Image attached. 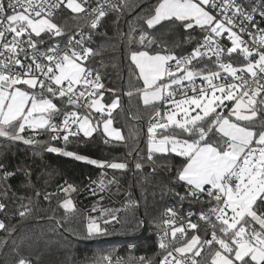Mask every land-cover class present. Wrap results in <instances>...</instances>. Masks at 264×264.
<instances>
[{
	"label": "snow or ice",
	"instance_id": "obj_1",
	"mask_svg": "<svg viewBox=\"0 0 264 264\" xmlns=\"http://www.w3.org/2000/svg\"><path fill=\"white\" fill-rule=\"evenodd\" d=\"M137 6L135 0H0V138L42 146L44 152L100 169L127 171L128 158L97 160L68 150L70 144L82 146L97 135L113 146L126 137L113 126L120 99L89 63L100 54L88 44L92 32L69 34L59 17L68 10L97 30L109 13H117L118 23ZM165 26L183 30V39L173 43L180 52L161 45L152 34ZM125 35L141 46L129 59L143 83L138 89L143 104L153 110L146 157L132 158L133 170L158 158L166 167L168 160L181 158L173 183L183 185L184 193L174 192L179 209L168 207L157 225L158 264H202L205 250L207 264H264V0H157L140 30L130 27ZM187 45L192 47L185 52ZM105 92L113 94L107 101ZM45 133L47 140L38 139ZM18 172L25 182L31 179L30 168L10 170L0 160V194L8 195V181ZM116 183L105 172L91 181L101 192ZM59 191L65 193L60 207L75 215L76 204L68 197L79 188L66 184ZM89 191L97 194L96 188ZM52 195L46 193L44 199ZM26 199L17 212L21 218L32 211V199ZM184 202L200 207L181 215ZM138 207V201L125 205L131 219L122 226L134 231L144 223L135 217ZM7 208L0 200V212ZM99 212L87 217V238L108 235L109 225L122 222L119 210ZM0 230L9 236L16 231L3 220ZM7 244L0 240V250ZM115 251L101 253L93 264H156L145 256L125 260L114 256ZM16 264L33 261L21 256Z\"/></svg>",
	"mask_w": 264,
	"mask_h": 264
},
{
	"label": "trees",
	"instance_id": "obj_2",
	"mask_svg": "<svg viewBox=\"0 0 264 264\" xmlns=\"http://www.w3.org/2000/svg\"><path fill=\"white\" fill-rule=\"evenodd\" d=\"M137 7L132 8L119 18L117 13L111 12L102 20V26L97 30H90L86 26L87 18L63 11L59 17L66 23L69 34L78 29L92 32L89 46L100 54L90 58L89 63L100 71L106 89H113L120 99V108L113 113L114 126L122 131L126 137L125 143L113 145L104 144L103 137L97 135L94 140L82 146L70 144L68 150L76 151L97 160H123L129 159V169L124 172L110 169H100L73 158L43 151L42 146L30 148L22 143L13 144L0 138V160H3L10 170L20 168L31 169V179L25 182L22 173L9 179L11 191L7 196L0 194V200L8 204L5 212H0V220L16 231L11 236L0 230V240H8V244L0 250V264H16L19 257L24 256L33 261V264H93L101 253L115 249L114 256L127 260L129 256H145L153 259L158 264L160 250L158 247L159 225L166 209L173 204L180 203L174 192L184 193V187L174 184V166L181 158L174 157L168 160L167 167L163 158H158L155 164L145 163L139 171L133 170L132 158L146 157L147 123L152 114V108L143 104L138 89L143 87L142 80L136 78V69L131 65L129 56L131 51L141 49L138 43H130L126 33L130 27L139 31L145 17L157 3V0H135ZM161 45H167L169 50L174 49L173 43L179 42L184 37V32L177 26H165L152 33ZM192 45L184 47L187 52ZM142 50V49H141ZM159 51V49H156ZM199 82V81H197ZM132 92V96L127 93ZM112 93L105 92V101L112 97ZM119 113V114H117ZM42 140L48 139V134H43ZM57 146H62L57 144ZM131 152V157H129ZM156 170L153 171L152 169ZM172 168V171L168 169ZM105 172L107 178L115 176L117 183L109 186L103 192L91 181L101 178ZM66 184L79 188L78 192L71 193V198L76 204L75 215L67 214L60 207L65 198V193L59 191ZM96 188L97 194L93 195L89 188ZM39 193V195H36ZM46 193L53 194L50 200H45ZM103 196L101 200L100 197ZM31 197L32 211L24 218L17 215L21 203H27ZM129 201H138L139 207L135 209V217L144 223L130 230L123 220L131 219L124 211ZM196 211L199 205L189 206ZM97 208L92 212L93 207ZM119 210L122 217L121 223L113 222L109 225V234L100 237L87 238L85 227L89 215L99 216V209ZM206 210V209H205ZM202 227H207L202 224ZM136 245L129 249V245ZM209 257L207 250L202 254V264H206ZM130 264H136L131 261Z\"/></svg>",
	"mask_w": 264,
	"mask_h": 264
},
{
	"label": "built area",
	"instance_id": "obj_3",
	"mask_svg": "<svg viewBox=\"0 0 264 264\" xmlns=\"http://www.w3.org/2000/svg\"><path fill=\"white\" fill-rule=\"evenodd\" d=\"M64 11V10H63ZM62 11V12H63ZM65 11H68V10H65ZM110 14V13H109ZM104 83V82H103ZM197 83H199V82H197ZM148 123H149V121H148ZM148 123H147V127H148ZM147 129V128H146ZM43 137H44V135L42 134V135H40L39 137H38V139H43ZM179 205H180V203H177V204H173V205H171L170 207H176L177 209H179ZM189 211H196L194 208H189V207H187L186 205H184V207H183V209L181 210V215H184V214H186L187 212H189ZM164 217H165V213L162 215V220L164 219ZM192 221L193 222H197V217L196 216H193L192 217ZM191 234V233H190ZM207 264V263H206Z\"/></svg>",
	"mask_w": 264,
	"mask_h": 264
},
{
	"label": "rangeland",
	"instance_id": "obj_4",
	"mask_svg": "<svg viewBox=\"0 0 264 264\" xmlns=\"http://www.w3.org/2000/svg\"><path fill=\"white\" fill-rule=\"evenodd\" d=\"M104 99H105V97H104ZM114 126V125H113ZM115 127V126H114Z\"/></svg>",
	"mask_w": 264,
	"mask_h": 264
}]
</instances>
